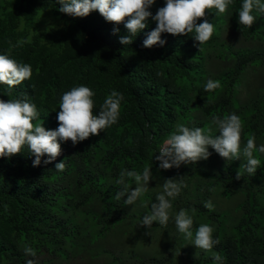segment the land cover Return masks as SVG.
<instances>
[{
  "label": "trees",
  "instance_id": "1",
  "mask_svg": "<svg viewBox=\"0 0 264 264\" xmlns=\"http://www.w3.org/2000/svg\"><path fill=\"white\" fill-rule=\"evenodd\" d=\"M242 2L231 0L224 13L217 15L213 8L198 18L197 23L207 19L214 25L201 46L192 34L165 32L162 47L146 48L143 41L156 27L151 18L131 44L123 45L128 17L117 25L98 10L86 17L61 13L60 0H0V54L32 67L30 80L11 88L0 83V99L35 104L34 126L56 129L61 96L73 87L93 90L97 115L112 91L124 96L117 123L75 146L57 138L61 153L49 164L43 163L45 154L33 167L35 157L26 145L10 158L0 157V264L28 259L34 264H152L156 258L139 257L132 243L144 230L160 226L140 224L164 180L173 177L187 187L169 198V218L183 209L191 217L206 213L211 219L221 216L222 196L238 198L233 227L214 230L219 243L185 264H264V153L258 151L264 144V14L254 7L252 27L240 26ZM165 3L155 0L149 11L154 15ZM114 28H119L115 34ZM209 79L220 87L205 92ZM233 113L242 123L241 149L255 137L253 155L260 160L255 175L246 173L242 157L227 161L211 146L206 160L159 168L155 156L177 125L218 136L213 117ZM60 161L63 171L55 169ZM145 167L152 172L147 192L132 205L125 204L126 196L117 199L120 172L142 173ZM127 184L135 187L131 178ZM205 201H211L212 210ZM164 226L165 235L173 231L169 223ZM26 247L36 256L27 255Z\"/></svg>",
  "mask_w": 264,
  "mask_h": 264
},
{
  "label": "clouds",
  "instance_id": "2",
  "mask_svg": "<svg viewBox=\"0 0 264 264\" xmlns=\"http://www.w3.org/2000/svg\"><path fill=\"white\" fill-rule=\"evenodd\" d=\"M155 0H60L59 11L73 17H86L93 10H98L106 21L119 25L129 19L124 26L129 35L120 37V43L128 45L132 43V37L143 30L148 19L156 22V27L147 34L143 46L151 48L155 45L163 46L165 41L161 39V33L176 35L192 34L194 40L203 45L211 38L214 25L207 19L197 23L198 18L205 17L206 10L217 9V15L226 11L231 0H166L163 7H159L153 15L149 8ZM264 13V3L261 0H243L239 11L238 23L251 28L255 17L252 15L253 8ZM119 28H114L117 33ZM32 67L30 64L18 63L9 58L8 55L0 54V83L9 88L30 80ZM220 87L219 81L209 79L204 85L205 92H212ZM95 93L87 86L80 85L71 88L61 96L59 112L57 114L58 127L54 130H46L42 125L33 124V119L39 113L36 105L28 100L0 99V157H11L21 152L25 145L28 152L35 157L33 167L41 164V158L47 154L44 164L56 160L61 153L60 141L71 140L73 146L91 135H98L104 130L118 122L120 116L121 101L124 99L122 93L112 91L99 107V113L94 114ZM220 135H210L201 127L189 128L183 124L177 125L176 131L171 133L159 149V155L155 159L159 161L160 169L179 168L182 164L195 163L200 159H208L211 146L222 158L227 161L238 158L246 160L244 169L247 174L255 175L260 166V160L253 153L256 150L255 137L247 139L246 145L241 149L242 123L237 114H231L224 118L213 117ZM258 151L264 153V144L259 146ZM65 164L60 161L55 164L57 171H63ZM150 168L145 167L143 172L124 169L119 174L117 185L122 186L117 192V199L125 197V204L132 205L141 195L148 190V182L151 179ZM134 180L135 187L129 189L127 180ZM241 178L237 171L236 179ZM182 187H187L183 180L177 181L175 177L167 178L163 183V191L156 196L155 202L151 204L150 214H146L140 227L150 229L154 221L160 225H166L169 220L168 210L172 207L169 198L177 197ZM204 207L212 210L211 201H205ZM175 224L178 231L185 235L186 239L193 236L190 231L193 219L185 210L181 209L175 216ZM214 229L208 224H201L196 230L193 244L199 248L209 251L219 243L213 239ZM146 235H150L147 231ZM25 253L33 257L36 252L31 247L25 248ZM216 262L221 261L218 254H214ZM26 264H34L33 259H28Z\"/></svg>",
  "mask_w": 264,
  "mask_h": 264
},
{
  "label": "rangeland",
  "instance_id": "3",
  "mask_svg": "<svg viewBox=\"0 0 264 264\" xmlns=\"http://www.w3.org/2000/svg\"><path fill=\"white\" fill-rule=\"evenodd\" d=\"M221 199L219 206L221 208H216L221 212V216H213V218H211L212 221L206 213L201 217H192L193 225L190 231H192L193 236L191 239H186L184 234L182 237L179 236L182 233L178 231L175 224V217L173 216L169 218L170 220H168L167 223H169V228L173 230L172 232H169V234H175L174 237H169V234L165 235L164 229L166 227L164 225H160L151 231L144 230V233L139 235L132 243L134 244V248L138 251V256L144 257L145 255H148L156 258L152 264H185V262L190 260L193 261L201 251V249L193 244L195 233L199 225L208 224L220 233L221 231L231 229L235 223L236 216H238V198L236 195H233L231 197L222 196ZM147 231L150 235L145 234ZM165 255H167V257L164 261L163 259L160 261L159 257Z\"/></svg>",
  "mask_w": 264,
  "mask_h": 264
}]
</instances>
